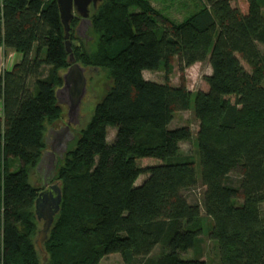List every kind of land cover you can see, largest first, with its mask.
<instances>
[{"label":"trees","instance_id":"obj_1","mask_svg":"<svg viewBox=\"0 0 264 264\" xmlns=\"http://www.w3.org/2000/svg\"><path fill=\"white\" fill-rule=\"evenodd\" d=\"M190 3L175 22L150 0H100L90 7L89 39L71 19L75 61L104 73L108 88L57 159L61 201L41 253L34 200L42 188L30 177L47 129L65 116L55 90L70 53L56 0H0V47L20 55L0 73V264H100L112 253L122 264H206L200 207L182 194L199 182L218 264H264V0ZM174 58L181 73L207 61L208 89L191 91L183 78L172 86ZM161 69L163 83L142 76ZM189 109L199 176L193 156L180 151L190 127H169ZM142 158L160 164L141 168ZM141 174L148 176L135 186ZM157 244L160 253L149 256ZM188 251L196 258L181 257Z\"/></svg>","mask_w":264,"mask_h":264},{"label":"rangeland","instance_id":"obj_2","mask_svg":"<svg viewBox=\"0 0 264 264\" xmlns=\"http://www.w3.org/2000/svg\"><path fill=\"white\" fill-rule=\"evenodd\" d=\"M186 1L185 4L183 2ZM151 4L154 8L162 11L163 14L168 16L170 19L174 20L175 22L179 21L183 16L188 15L190 11H192L193 7L191 5V0H150ZM232 5L240 6L239 2L235 3L232 2ZM262 14L264 16V8L262 9ZM87 35L89 33L87 32ZM81 38V37H79ZM83 39V38H82ZM75 44H79L80 40L75 39ZM260 50L264 52V46L259 45ZM172 70L168 74L169 83L172 86L180 85L182 78L187 89L191 91L195 90H207L208 86L204 81V76L209 75L211 73V68L207 61L204 62H196L181 73L177 66V60L174 58L172 60ZM244 63V62H243ZM245 64V63H244ZM247 69L248 66L245 64ZM89 74V80L87 81V94L84 100L81 103V113H80V120L83 119V122L88 116L90 109H92L93 105L95 104L96 100L99 99L103 94L106 92L108 88V80L105 77V74L102 73L100 70L95 71H87ZM142 76L144 79L153 81L156 83H163L165 81V71L164 70H155L149 71L144 70L142 71ZM91 77V78H90ZM91 85V86H90ZM88 120V119H87ZM65 123V116L64 119L60 122L54 123L53 128H57L60 125ZM189 126L192 131V138L188 141H183L180 143V151L181 153L189 156H193L195 160V168L197 176L200 175V165L198 160V153L196 149V141H195V134L198 129V122L194 118L192 110H183L175 112L173 115V119L170 122V128H175L178 126ZM115 133V129L108 128L107 132V142L110 143L113 140ZM137 164L141 168H145L152 165L160 164V161L154 158H142L137 160ZM44 169L35 170L30 177V182L36 186H43V179H41V174ZM147 174H141L136 182L135 186L141 184L146 178ZM46 177V176H45ZM237 179L236 173L232 174V181L234 182ZM54 182H57L53 179ZM46 182V181H45ZM59 183V182H57ZM235 183V182H234ZM204 190V186L200 184V182L194 188L182 191V194L186 198L189 203L198 204L200 207V215L202 217V226L203 231L200 234L202 239L201 244V259L206 261L207 264H218L219 263V255H218V244L216 240L210 238L207 234L208 227H210V219L205 216V213L202 209V193ZM261 209V216L264 220V202L260 206ZM43 218L38 220V227L39 229L42 226ZM162 247L161 244H157L149 256H157ZM195 252L188 251L181 254L182 258L184 259H192L195 257ZM121 256L118 253L107 254L103 258H101L100 264H122Z\"/></svg>","mask_w":264,"mask_h":264},{"label":"water","instance_id":"obj_3","mask_svg":"<svg viewBox=\"0 0 264 264\" xmlns=\"http://www.w3.org/2000/svg\"><path fill=\"white\" fill-rule=\"evenodd\" d=\"M100 0H56L61 23L64 27V44L69 54L70 65L62 73V85L55 90V98L59 105L65 108V123L57 128L49 127L45 135L46 148L44 149L36 170L44 169L43 177L48 178L43 186L44 191L38 194L35 201V213L37 219L43 218L42 226L38 230L35 244L40 252H43L42 244L53 221V215L58 212L61 201V189L57 182L49 184L54 179L55 166L58 158L64 156L68 143L75 137L72 127L80 123L81 103L87 94L86 72L91 68L83 67L75 61L71 53V42L69 40L70 21L74 16L79 18L75 27L77 36L89 39L87 32L92 23L89 18V6H96ZM46 176V177H45Z\"/></svg>","mask_w":264,"mask_h":264},{"label":"crops","instance_id":"obj_4","mask_svg":"<svg viewBox=\"0 0 264 264\" xmlns=\"http://www.w3.org/2000/svg\"><path fill=\"white\" fill-rule=\"evenodd\" d=\"M183 4L185 3L183 2ZM19 59H20V55L17 52H14L9 49H3L2 47H0V73H2L4 70L9 71L13 66V64L18 62ZM0 115H1V103H0Z\"/></svg>","mask_w":264,"mask_h":264},{"label":"bare ground","instance_id":"obj_5","mask_svg":"<svg viewBox=\"0 0 264 264\" xmlns=\"http://www.w3.org/2000/svg\"><path fill=\"white\" fill-rule=\"evenodd\" d=\"M90 7H93V6L90 5V6H89V9H90ZM186 14H187V13H186ZM186 14H185V16H186ZM185 16H183L179 21H181ZM88 32H89V30H88ZM89 38H90V36H89ZM68 60H69V59H68ZM242 65L245 67V64H244V63H242ZM245 68H246V67H245ZM246 69H247V68H246ZM247 70H248V69H247ZM0 103H1V101H0ZM74 138H75V137H74ZM70 142H71V141H70ZM70 142H69V143H70ZM69 143H68V144H69ZM35 186H36V185H35ZM38 187H41V188L43 189L42 186H38ZM41 191H42V190H40L39 193H40ZM39 193H38V194H39ZM37 197H38V196H37ZM35 201H36V199L34 200V205H35ZM55 215H56V213L53 215V221H54V217H55ZM53 221H52V223H53ZM52 223H51V225H52ZM46 237H47V236H46ZM155 246H156V245H155ZM41 253H42V252H41ZM181 257H182V256H181ZM100 261H101V260H100ZM204 262L206 263L205 260H204ZM206 264H207V263H206Z\"/></svg>","mask_w":264,"mask_h":264},{"label":"flooded vegetation","instance_id":"obj_6","mask_svg":"<svg viewBox=\"0 0 264 264\" xmlns=\"http://www.w3.org/2000/svg\"><path fill=\"white\" fill-rule=\"evenodd\" d=\"M41 176H42V178H44L43 177L44 176L43 173L41 174ZM44 180L46 181V180H48V178H44ZM53 182H54L53 180L49 181V184L48 185L52 184ZM46 188H47V186H44L43 189H42V191H44Z\"/></svg>","mask_w":264,"mask_h":264}]
</instances>
